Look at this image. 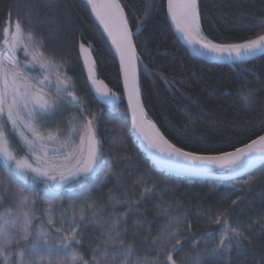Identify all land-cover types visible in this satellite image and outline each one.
<instances>
[{"label":"snow or ice","instance_id":"snow-or-ice-1","mask_svg":"<svg viewBox=\"0 0 264 264\" xmlns=\"http://www.w3.org/2000/svg\"><path fill=\"white\" fill-rule=\"evenodd\" d=\"M50 2L56 3V0ZM86 3L102 28L101 38L110 41L119 57L123 95L127 97L125 112L131 113L129 131L133 135L139 132L149 148L172 163L183 162L193 169L211 166L224 174H236L254 168L257 162H264V134L243 143L242 147H235V143L225 139L224 143L233 150H217L216 154L186 151L170 142L149 117L142 97L138 77L141 57L134 39L142 30L140 23L136 24L134 32L126 13L128 5L121 0H86ZM149 12L146 5L144 19ZM166 14L194 52L221 60L227 58L233 65L239 62L241 66L249 57L264 55V15L252 25V29L257 30L253 36L238 43H216L204 34L200 0H167ZM30 25V12L26 19L17 18L13 22L11 10L0 22V188L3 189L0 205L5 197H10L15 205V209L0 210V264H46L43 258L35 259L41 246L50 257L47 264H57L56 257L61 252L63 259L59 264H232L231 254L239 252L249 237L243 225H232V215L227 209L209 219L214 230L188 241L186 237L195 235L188 214H173L169 208H164L167 220L157 235L151 237L156 257L148 259L138 257L136 246L126 239L127 219L130 213L139 215L136 206L155 194L154 186L140 192L139 200L127 196L119 199L116 194H110L111 210L103 218L95 210L97 201L90 195L79 194L91 178L100 179L104 184L116 174L115 161L109 159L99 136L98 116L102 111L97 113L87 107L89 102L77 94L73 78L64 71L68 62H58L50 55L44 39L38 37ZM94 51L95 45L88 42L86 46L81 41L77 58H82L90 87L100 101L109 106L111 114L118 111L121 96L98 79ZM161 79L175 86V81H169L166 76ZM237 100L238 110L259 111L264 116V103L259 101L256 90L239 91ZM69 107L75 108L77 114L67 121L49 119L63 114ZM52 123L56 124L54 129L48 127ZM62 123L65 127L60 126ZM258 127L264 129V119ZM239 133L246 137L248 130L242 128ZM112 143L121 144L123 140L114 136ZM261 169L259 176L250 175L239 187L232 185L233 190L250 191L255 183H264V163ZM5 172L8 179L3 178ZM17 178L25 182L30 180L31 186L20 184ZM35 185L42 186L43 192L39 202L45 208L40 216L36 215L35 205L39 198L34 194L32 186ZM62 189H67L74 197L68 200L67 208ZM231 203L235 206L237 201ZM120 208L125 211L120 212ZM86 209H93L91 216L86 215ZM54 212L61 213L60 227H56ZM44 215L47 216L46 225ZM86 220L100 230L95 246H89L90 257L80 250L84 247L82 233ZM217 236L218 241L214 239ZM144 243H148L147 237ZM185 243L191 244L188 252H184ZM201 243L205 247L201 248ZM209 243L212 244L210 248L207 247ZM182 252L184 255L177 259Z\"/></svg>","mask_w":264,"mask_h":264},{"label":"trees","instance_id":"trees-1","mask_svg":"<svg viewBox=\"0 0 264 264\" xmlns=\"http://www.w3.org/2000/svg\"><path fill=\"white\" fill-rule=\"evenodd\" d=\"M121 3L128 5L126 13L129 14L130 27L136 30V24L140 23L142 29L134 39L138 42L137 52L141 57L138 73L146 110L170 142L184 147L186 151L215 154L217 150H233L224 143L225 139L235 143V147H241L264 132L258 127L264 116L259 111L248 113L238 110L237 100L239 91L256 90L259 101L264 103V55L242 66L239 63L206 62L192 54L176 36L166 14V0H121ZM146 5L150 12L144 19ZM200 7L204 34L216 43H238L253 36L257 30H253L252 25L264 15V0H200ZM10 10L13 22L17 18L26 19L31 13V30L44 39L46 51L54 55L58 62H68L64 71L74 79L77 94L89 102L88 108L97 113L102 111V115L98 116L99 136L109 159L115 161L116 174L104 184L100 183V179L91 178L79 194L94 198L97 201L95 210L103 218L111 210L110 194H116L119 199L127 196L139 200L140 192L146 187H155V194L136 206L139 215L130 213L127 219L126 239L136 246V255L148 259L156 257L151 237L157 235L167 220L164 208H169L173 214H188L195 233L185 238L188 241L197 239L200 233L214 230L209 225V219L227 209L232 215V225H243L249 237L239 252L231 254L232 264H264V183H255L250 191L232 188L234 184L239 187L250 175L259 176L261 167L226 180L181 178L158 170L129 131L131 121L128 112H125L119 62L109 42L101 38L102 28L86 1L0 0V22L5 20ZM81 41L86 46L88 42L95 45L99 77L121 95L122 101L114 113L110 114L109 106L101 104L90 90L81 59L77 58ZM162 76L175 81V86L165 83ZM75 114L77 110L69 107L63 114L58 113L49 119L67 121ZM60 126L65 127L63 123ZM48 127L54 129L56 124ZM242 128L248 130L246 137L240 136L239 129ZM114 136L122 138L123 143L113 145ZM3 178L8 179L6 172ZM17 181L31 186L30 180L25 182L17 178ZM32 187L39 198L35 207L36 215L40 216L45 208L39 202L43 199L42 186ZM61 191L67 208L68 200L74 197L67 189ZM233 200L237 201L235 206L231 203ZM5 208L15 209L10 197H5L0 205V210ZM68 211L70 213L71 209ZM85 211L91 216L93 209ZM119 211L124 212L125 209L120 208ZM60 215V212L53 213L56 227L61 226ZM43 222L47 224L46 215ZM85 224L82 233L84 247L80 250L90 257L89 246H95L100 230L87 220ZM146 237L148 243H144ZM214 239L218 241L219 237ZM211 246V243L207 245ZM200 247L205 245L201 243ZM190 250L191 244L185 243L184 252ZM184 252L176 258L179 259ZM41 258L46 264L50 259L43 246L35 256L37 260ZM62 259L61 252L56 257L57 264Z\"/></svg>","mask_w":264,"mask_h":264},{"label":"water","instance_id":"water-1","mask_svg":"<svg viewBox=\"0 0 264 264\" xmlns=\"http://www.w3.org/2000/svg\"><path fill=\"white\" fill-rule=\"evenodd\" d=\"M169 19L171 21V18L170 17H169ZM171 24H172V28H173L175 34L178 36V38L180 39V41L196 57H198V58H200V59H202V60H204L206 62H209V63H215V64H231V65H233L232 62L229 61L227 58L221 60V59H217V58L210 57L208 55H203V54H201L199 52H194L193 49L188 45L186 39L182 36V34L179 33L176 30L175 25L172 23V21H171ZM112 50H113V52H114V54H115V56H116V58H117V60L119 62V57L116 55L115 49L113 47H112ZM259 56H262V55H257V56H254V57H249L247 61H250L252 59H255V58L259 57ZM93 57L96 58L95 55H94V53H93ZM80 59H81V63H82V58H80ZM237 63H239V62H237ZM83 69H84V71L86 73V78H87V70L85 68H83ZM97 72H98V70H97ZM138 77H139V73H138ZM98 79L103 80V79H101L99 77V73H98ZM121 79H122V87H123V76H122V74H121ZM104 83L107 84L105 81H104ZM88 84H89V82H88ZM89 87H90V84H89ZM108 87L111 88L109 85H108ZM90 90L94 94L95 98L101 104H104L103 102L100 101L99 96L95 94L94 89H92L90 87ZM123 96H124V100H125V103H126V106H127V97H126V95H123ZM121 101H122V99H121ZM104 105H106V104H104ZM128 114H129L130 121H131V113L128 112ZM262 134H264V132ZM133 136L136 139L138 146L145 152L146 157L151 161V163H153L154 165L159 166L162 169L166 170L167 173H171V174H174L176 176L183 177V178H190V179L215 178V179H224V180H226V179H232V178H236V177H238V176L246 173L247 171H251L253 169L259 168V167H261V164L264 163V162H257V164L255 165L254 168H251V169H243L239 173H236V174H224L219 168H213L211 166H208V167H206L204 169H193V168L184 166L183 165V162H181L180 164L172 163V162L168 161V159H167L166 156H162L157 150L152 149V148H149L148 147V144H147V141H145L143 139V137L139 134V132H137Z\"/></svg>","mask_w":264,"mask_h":264},{"label":"bare ground","instance_id":"bare-ground-1","mask_svg":"<svg viewBox=\"0 0 264 264\" xmlns=\"http://www.w3.org/2000/svg\"><path fill=\"white\" fill-rule=\"evenodd\" d=\"M86 1V0H85ZM89 6V5H88ZM90 7V6H89ZM91 9V8H90ZM166 10H167V0H166ZM92 14V13H91ZM93 15V14H92ZM93 17H94V19H95V16L93 15ZM168 19H169V16H168ZM96 20V19H95ZM97 21V20H96ZM169 21H170V19H169ZM97 23L99 24V22L97 21ZM170 24H171V21H170ZM171 26H172V24H171ZM133 31H135V30H133ZM138 35V34H137ZM136 35V36H137ZM177 36V35H176ZM178 37V36H177ZM179 39V38H178ZM180 40V39H179ZM109 44H110V42H109ZM111 46V45H110ZM112 48V47H111ZM94 53V52H93ZM84 70V69H83ZM98 70V69H97ZM85 72V71H84ZM86 74V73H85ZM94 95V94H93ZM125 101V100H124ZM104 105V104H103ZM158 127V126H157ZM132 134V133H131ZM132 136H133V134H132ZM134 137V136H133ZM154 165V164H153ZM158 170H160V171H163V172H165L166 174H171V173H167V171L166 170H164V169H162L161 167H159V166H156V165H154ZM171 175H174V174H171ZM174 176H176V175H174ZM177 177H180V176H177ZM181 178H183V177H181ZM188 179H190V178H188Z\"/></svg>","mask_w":264,"mask_h":264},{"label":"flooded vegetation","instance_id":"flooded-vegetation-1","mask_svg":"<svg viewBox=\"0 0 264 264\" xmlns=\"http://www.w3.org/2000/svg\"><path fill=\"white\" fill-rule=\"evenodd\" d=\"M74 80V79H73Z\"/></svg>","mask_w":264,"mask_h":264}]
</instances>
